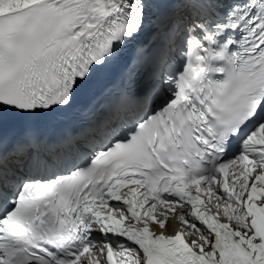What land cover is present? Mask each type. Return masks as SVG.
<instances>
[{
    "label": "snow or ice",
    "instance_id": "6c2138e0",
    "mask_svg": "<svg viewBox=\"0 0 264 264\" xmlns=\"http://www.w3.org/2000/svg\"><path fill=\"white\" fill-rule=\"evenodd\" d=\"M121 61L151 87L116 99L106 142L79 161L33 127L9 144ZM0 264H264V0H0Z\"/></svg>",
    "mask_w": 264,
    "mask_h": 264
},
{
    "label": "bare ground",
    "instance_id": "6f19581e",
    "mask_svg": "<svg viewBox=\"0 0 264 264\" xmlns=\"http://www.w3.org/2000/svg\"><path fill=\"white\" fill-rule=\"evenodd\" d=\"M113 118H114V121H121V116H120L119 113L114 114ZM121 124H123V123H121ZM124 124H126V120H125ZM108 125H109V124H108ZM108 125H106V126H104V127L102 128V140H105V137H104V136H105V130H106V127H107ZM95 136H97V135H95ZM89 139H93V136L89 137ZM100 140H101V139H98V138H97L96 142H99ZM12 168L17 169V167H15V166H13ZM169 217L172 218L171 216H169ZM160 218H163V217L161 216ZM170 218H169V220H168V222H167V226H166L165 229H168V230H174V228H172L171 225H174V223H176L177 220H174V222L172 223L171 220H170ZM177 224H178V222H177ZM178 225H181L180 222H179Z\"/></svg>",
    "mask_w": 264,
    "mask_h": 264
},
{
    "label": "rangeland",
    "instance_id": "374dc122",
    "mask_svg": "<svg viewBox=\"0 0 264 264\" xmlns=\"http://www.w3.org/2000/svg\"><path fill=\"white\" fill-rule=\"evenodd\" d=\"M170 220H171L172 223L174 222V219H173V218H170ZM175 224H177V222L174 223V225H175Z\"/></svg>",
    "mask_w": 264,
    "mask_h": 264
}]
</instances>
